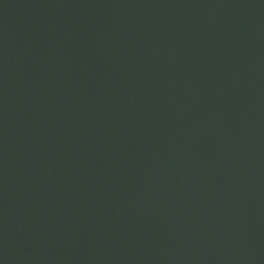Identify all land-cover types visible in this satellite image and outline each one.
Masks as SVG:
<instances>
[{"label": "water", "instance_id": "obj_1", "mask_svg": "<svg viewBox=\"0 0 264 264\" xmlns=\"http://www.w3.org/2000/svg\"><path fill=\"white\" fill-rule=\"evenodd\" d=\"M0 264H264V0H0Z\"/></svg>", "mask_w": 264, "mask_h": 264}]
</instances>
